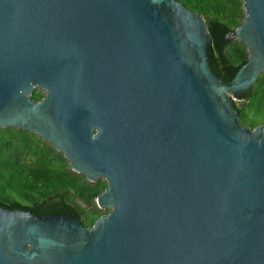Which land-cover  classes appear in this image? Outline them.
<instances>
[{
    "label": "water",
    "instance_id": "water-1",
    "mask_svg": "<svg viewBox=\"0 0 264 264\" xmlns=\"http://www.w3.org/2000/svg\"><path fill=\"white\" fill-rule=\"evenodd\" d=\"M243 7L227 81L180 0H0V129L105 178L112 208L88 227L0 206V264H264V124L235 106L264 72V0Z\"/></svg>",
    "mask_w": 264,
    "mask_h": 264
},
{
    "label": "trees",
    "instance_id": "trees-1",
    "mask_svg": "<svg viewBox=\"0 0 264 264\" xmlns=\"http://www.w3.org/2000/svg\"><path fill=\"white\" fill-rule=\"evenodd\" d=\"M180 1L206 20L212 35L211 66L217 75L232 80L249 59L243 41L227 38L244 22L243 0ZM44 95V90L36 88L32 98L39 101ZM237 98L235 106L243 124L252 128L264 124V72L252 89ZM107 184L105 178L91 181L74 171L64 152L39 134L11 126L0 129V206L39 215L72 214L91 227L112 210L97 204Z\"/></svg>",
    "mask_w": 264,
    "mask_h": 264
},
{
    "label": "flooded vegetation",
    "instance_id": "flooded-vegetation-1",
    "mask_svg": "<svg viewBox=\"0 0 264 264\" xmlns=\"http://www.w3.org/2000/svg\"><path fill=\"white\" fill-rule=\"evenodd\" d=\"M45 95H46V94H45ZM45 95H44V96H45ZM44 96H43V97H44ZM40 100H41V99H40ZM79 202H80V201H79Z\"/></svg>",
    "mask_w": 264,
    "mask_h": 264
},
{
    "label": "rangeland",
    "instance_id": "rangeland-1",
    "mask_svg": "<svg viewBox=\"0 0 264 264\" xmlns=\"http://www.w3.org/2000/svg\"><path fill=\"white\" fill-rule=\"evenodd\" d=\"M107 209H109V208H107Z\"/></svg>",
    "mask_w": 264,
    "mask_h": 264
}]
</instances>
